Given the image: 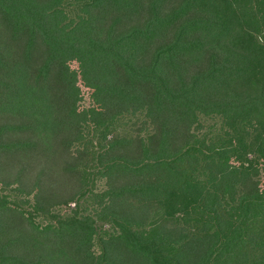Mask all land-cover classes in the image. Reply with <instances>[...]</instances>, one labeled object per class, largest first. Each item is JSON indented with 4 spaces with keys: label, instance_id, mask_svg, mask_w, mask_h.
Returning <instances> with one entry per match:
<instances>
[{
    "label": "trees",
    "instance_id": "1",
    "mask_svg": "<svg viewBox=\"0 0 264 264\" xmlns=\"http://www.w3.org/2000/svg\"><path fill=\"white\" fill-rule=\"evenodd\" d=\"M263 179L264 0H0V183L75 203L0 264H264Z\"/></svg>",
    "mask_w": 264,
    "mask_h": 264
},
{
    "label": "rangeland",
    "instance_id": "2",
    "mask_svg": "<svg viewBox=\"0 0 264 264\" xmlns=\"http://www.w3.org/2000/svg\"><path fill=\"white\" fill-rule=\"evenodd\" d=\"M71 68L77 70L78 65L76 63H71ZM80 90L82 97L80 106L81 108H87L90 106L88 91L82 86L80 87ZM249 159H251L250 156ZM83 201L86 202V205H84V209H86L84 216L87 217V197H85ZM2 204H8L11 206L18 207L19 209L23 210L24 213H27L32 218L33 222L37 225H45L48 222L57 221V218L60 217V214L68 215L70 209L73 210V205H75V203L72 202L67 207L61 208L59 212L58 210L54 211L51 215L37 214L33 211L30 197L21 196L14 190L13 187H7L4 184L0 183V205Z\"/></svg>",
    "mask_w": 264,
    "mask_h": 264
}]
</instances>
